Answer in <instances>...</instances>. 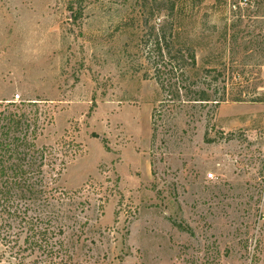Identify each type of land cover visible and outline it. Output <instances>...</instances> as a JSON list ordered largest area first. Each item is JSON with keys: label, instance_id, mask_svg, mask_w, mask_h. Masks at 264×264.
Listing matches in <instances>:
<instances>
[{"label": "rangeland", "instance_id": "obj_1", "mask_svg": "<svg viewBox=\"0 0 264 264\" xmlns=\"http://www.w3.org/2000/svg\"><path fill=\"white\" fill-rule=\"evenodd\" d=\"M160 22L225 101L163 102L141 44ZM9 101L56 148L53 197L31 207L76 264H264V0H0Z\"/></svg>", "mask_w": 264, "mask_h": 264}, {"label": "trees", "instance_id": "obj_2", "mask_svg": "<svg viewBox=\"0 0 264 264\" xmlns=\"http://www.w3.org/2000/svg\"><path fill=\"white\" fill-rule=\"evenodd\" d=\"M174 7L175 3H172L171 9ZM80 13L74 10V18L77 19ZM171 26L172 33L167 34L165 22L154 24L149 28L150 33L141 38L143 46L150 44L147 50L148 63L165 94L163 102H170L174 106L184 100L201 104L212 102L215 105L225 101V92L222 97H217L209 93L208 88H201L200 85L193 87L198 80L190 81L191 76L187 70L197 66L196 54L189 47L174 44V26ZM31 103L35 106L37 104ZM22 105L9 101L0 111L2 241L17 259L16 264H76L65 243L63 227L56 225L51 218L33 213L31 204L37 199L48 202L53 197L54 187H49L45 167L56 169L58 156L55 147H38L36 144L39 109L33 112L27 109L29 104ZM157 110V107L153 110V123L156 121ZM65 162L61 161L62 166L51 176V183L60 179Z\"/></svg>", "mask_w": 264, "mask_h": 264}, {"label": "built area", "instance_id": "obj_3", "mask_svg": "<svg viewBox=\"0 0 264 264\" xmlns=\"http://www.w3.org/2000/svg\"><path fill=\"white\" fill-rule=\"evenodd\" d=\"M208 176H209L210 178H212V177H213V173H209Z\"/></svg>", "mask_w": 264, "mask_h": 264}]
</instances>
